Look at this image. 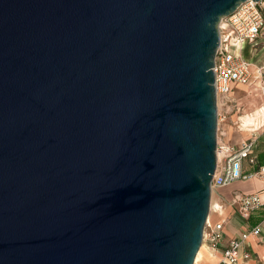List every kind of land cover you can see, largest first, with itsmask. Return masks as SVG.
Here are the masks:
<instances>
[{"label":"water","instance_id":"obj_1","mask_svg":"<svg viewBox=\"0 0 264 264\" xmlns=\"http://www.w3.org/2000/svg\"><path fill=\"white\" fill-rule=\"evenodd\" d=\"M243 1L0 0V264H193Z\"/></svg>","mask_w":264,"mask_h":264},{"label":"built area","instance_id":"obj_2","mask_svg":"<svg viewBox=\"0 0 264 264\" xmlns=\"http://www.w3.org/2000/svg\"><path fill=\"white\" fill-rule=\"evenodd\" d=\"M217 28L218 46L213 58L214 93L216 96V109L218 107L222 109V107L227 106L230 85L232 83L248 84L251 80V63L241 56L239 50L244 44H254L259 34L264 30V0H245L241 2L233 13L222 17ZM255 73L261 76L259 67L256 68ZM261 80L263 84L259 90L264 97V77ZM263 108L264 105L259 107L260 110ZM225 111L226 109L224 112L222 110L219 113L217 109L216 125L219 119L223 120L225 118ZM247 115H250V113L239 114L233 124H235L238 131L245 130L249 132L248 139L238 145L222 144L218 141L216 143L215 155L217 158L210 183L212 191L251 176L242 173V160L252 154L258 137L262 140V152L264 154V122L257 119L254 121L255 124H243L240 118ZM252 175H264V164L259 166L258 170ZM230 204L236 205L238 211L243 215L264 206L257 193L234 195ZM205 222L201 237L202 243L208 250L213 251L217 248L221 239L223 226L222 223L209 222L208 216ZM259 233L260 227L256 225L241 232L237 238L229 239L216 264H237L239 261L249 258L250 253L242 249L243 244L249 236L255 237ZM193 264H200V262H193Z\"/></svg>","mask_w":264,"mask_h":264},{"label":"crops","instance_id":"obj_3","mask_svg":"<svg viewBox=\"0 0 264 264\" xmlns=\"http://www.w3.org/2000/svg\"><path fill=\"white\" fill-rule=\"evenodd\" d=\"M239 53L251 63L252 77L248 84L232 83L227 96V106L222 107V109L217 108L219 113L226 109L225 118L219 119L217 122L216 141L222 144L238 145L249 138V132L238 131L233 124L239 114L254 112L251 113L252 115L240 118L243 124H253L258 117L261 118V122H264V108L259 109L264 105V97L259 90L263 84L261 79L264 77V30L259 34L254 44L242 45ZM257 67L261 70V76L255 73ZM263 164L262 140L258 137L252 154L242 160V173L251 176L212 191L208 220L211 223H222L223 227L221 239L216 249L210 251L202 245L200 264H216L229 239L237 238L241 232L256 225L260 227L259 235L249 236L242 247L244 251L250 253V257L239 261L237 264H264V206L243 215L238 211L236 205L230 204L234 195L254 193H257L264 203V175H252Z\"/></svg>","mask_w":264,"mask_h":264},{"label":"bare ground","instance_id":"obj_4","mask_svg":"<svg viewBox=\"0 0 264 264\" xmlns=\"http://www.w3.org/2000/svg\"><path fill=\"white\" fill-rule=\"evenodd\" d=\"M202 245L204 246V244L202 243L201 245H200V247H199V249L197 250V255H196V257H195V260H194V262L195 263H197V261H200L201 260V257H202V250H201V247H202ZM205 247V246H204Z\"/></svg>","mask_w":264,"mask_h":264},{"label":"rangeland","instance_id":"obj_5","mask_svg":"<svg viewBox=\"0 0 264 264\" xmlns=\"http://www.w3.org/2000/svg\"><path fill=\"white\" fill-rule=\"evenodd\" d=\"M251 113L253 114L254 112H251ZM251 113H250V115H252ZM258 119L260 120L261 118L258 117ZM260 121H261V120H260ZM253 124H255V123H253ZM256 125H257V124H256Z\"/></svg>","mask_w":264,"mask_h":264}]
</instances>
